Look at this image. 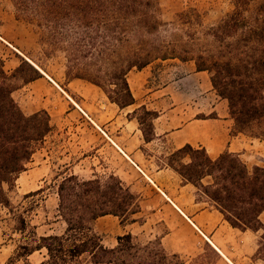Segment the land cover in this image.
<instances>
[{
    "label": "trees",
    "instance_id": "16d2710c",
    "mask_svg": "<svg viewBox=\"0 0 264 264\" xmlns=\"http://www.w3.org/2000/svg\"><path fill=\"white\" fill-rule=\"evenodd\" d=\"M11 1L17 19L37 26L46 58L63 53L69 79L98 86L120 108L136 103L128 78L133 69L174 59L193 62L198 71L210 73L214 90L227 100L234 131L264 140V0H228L229 9L209 24L194 7L164 21L156 0ZM21 58L8 74L0 56V205L8 208L6 186H15L55 127L46 109L26 114L13 97V82L27 84L46 71L41 63ZM25 66L30 74L24 73ZM132 114L150 141L158 111L141 105ZM146 118L151 134L143 127ZM166 164L194 184L198 198L206 197L231 225L263 230L257 255L264 260V163L250 169L237 152L224 150L212 158L204 146L186 143L166 157ZM206 177L211 180L204 183ZM57 194L59 216L66 224L62 233L38 237L26 218L18 216L17 229L31 233L30 241L20 245L22 254L46 250L47 258L39 264L184 263L159 237L142 244L128 232L117 236L115 246L103 243L94 230L99 217L114 215L128 223L140 211L138 194L120 176L68 174L59 181Z\"/></svg>",
    "mask_w": 264,
    "mask_h": 264
},
{
    "label": "rangeland",
    "instance_id": "374dc122",
    "mask_svg": "<svg viewBox=\"0 0 264 264\" xmlns=\"http://www.w3.org/2000/svg\"><path fill=\"white\" fill-rule=\"evenodd\" d=\"M156 1L159 15L164 21L172 20L179 11L194 7L202 13L205 23L209 24L218 20L229 9L228 0ZM0 56L4 59L8 74L13 73L22 63L21 57L41 63L46 74L60 82L70 96L80 102L101 126L107 125L108 119L117 111L98 86L82 79L71 80L67 77L63 53L45 57L39 44L37 26L17 19L11 0H0ZM177 61L179 60L155 62L143 71L133 69L130 72L129 82L138 103L143 101L144 93L168 86L165 90L156 92L155 96L158 100L156 107L169 115L166 122L168 129H176L188 120L200 117L202 119L199 122L207 128V140L214 139L220 143L222 151L239 153L250 169L254 165L263 164L264 140L234 131V121L228 113V102L214 90L210 73L206 71L199 76H192L189 73L193 68L192 64L180 66ZM24 73H31L28 66H25ZM46 78L44 75L27 84L20 81L12 83L16 87L13 97L21 109L26 114L46 109L55 127L37 149L29 168L20 174L15 186L10 189L6 186L11 208L0 205V264H6L10 259L13 264H39L46 260L45 249L26 256L22 254L24 249L20 245L30 241L31 233H23L17 229L18 216L21 214L26 218L29 230L34 231L38 237L62 233L66 224L58 212L57 185L64 176L74 173L82 178H91L111 173L118 176L122 174V156L111 145L103 146V134L96 130L97 127L86 115L82 116L81 112L69 109L66 100ZM162 93L163 96L160 95ZM173 108L175 109L171 110ZM120 114L110 136H115V129L122 123V113ZM137 116L143 117V112H138ZM144 122L143 127L149 131L150 119L146 118ZM156 155H159L157 151ZM210 180V177H206L204 183ZM41 188L42 192L27 195ZM136 189L149 196L152 194V190L145 187L143 182H138ZM149 201L152 208L160 203V199L153 195ZM152 208L148 207L145 213L150 214ZM157 219V216H150L144 227L135 224L132 227L135 241L146 244L155 240L154 235L165 230L162 224H155ZM94 230L101 235L106 246L112 247L117 244V236L122 234V223L118 217L108 215L95 221ZM216 260L214 250L209 245H204L194 257V264H214Z\"/></svg>",
    "mask_w": 264,
    "mask_h": 264
},
{
    "label": "crops",
    "instance_id": "0c3cea01",
    "mask_svg": "<svg viewBox=\"0 0 264 264\" xmlns=\"http://www.w3.org/2000/svg\"><path fill=\"white\" fill-rule=\"evenodd\" d=\"M177 62L180 63V66L192 64L193 68L189 72L192 76H199L206 72L198 71L193 62L180 60ZM149 66L138 71H143ZM43 73L56 92L66 100L68 108L81 112L82 116L86 115L97 127L96 130L103 134L105 141L103 146L111 145L122 156V174L119 173L121 174L119 176L132 191L138 194L140 201V211L134 214L136 221L122 223V234L128 232L135 234L132 230L135 224L138 223L144 227L150 216L153 218L157 216L155 224H162L165 230L155 234L154 238L159 237L169 253L180 254L184 258L183 264H194V257L204 245H209L217 254L214 264H264V260L257 255L261 230H244L231 225L215 205L206 199L198 198V189L194 184L184 180L178 171L166 164V157L186 143L193 146H204L212 158L223 152L220 143L214 139H206L207 128L199 122L202 119L200 117L188 120L176 129L166 127L169 115L156 107L155 104L158 100L155 96L156 92L165 90L168 86L144 93L145 97L140 103L135 96L136 103L124 108H120L109 100L110 104L117 108V111L108 119L107 125L101 126L89 115L80 102H76L70 96L60 82L47 75L46 72ZM163 94L160 95L163 96ZM82 96H84L83 93ZM141 105L158 111V116L154 119V133L150 141L144 138L136 116L129 115ZM118 112L122 113L123 120L115 129V136H110L114 125L121 116ZM156 151L159 155H156ZM138 182H143L145 187L152 190V194L149 196L142 190L136 189ZM152 195L158 200L160 199V203L154 208L149 205ZM148 207L152 208L150 214L145 213ZM260 217L264 222V211ZM141 232L142 230L139 233Z\"/></svg>",
    "mask_w": 264,
    "mask_h": 264
},
{
    "label": "water",
    "instance_id": "95a60500",
    "mask_svg": "<svg viewBox=\"0 0 264 264\" xmlns=\"http://www.w3.org/2000/svg\"><path fill=\"white\" fill-rule=\"evenodd\" d=\"M28 59V58H27ZM29 60V59H28ZM30 61V60H29ZM31 62V61H30ZM32 64H34L33 62H31ZM36 66V65H35Z\"/></svg>",
    "mask_w": 264,
    "mask_h": 264
},
{
    "label": "bare ground",
    "instance_id": "6f19581e",
    "mask_svg": "<svg viewBox=\"0 0 264 264\" xmlns=\"http://www.w3.org/2000/svg\"><path fill=\"white\" fill-rule=\"evenodd\" d=\"M30 60V59H29ZM42 70V69H41ZM43 72H45L44 70H42Z\"/></svg>",
    "mask_w": 264,
    "mask_h": 264
}]
</instances>
